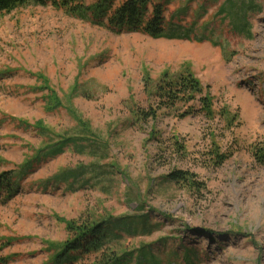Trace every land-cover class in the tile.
<instances>
[{
  "label": "rangeland",
  "instance_id": "374dc122",
  "mask_svg": "<svg viewBox=\"0 0 264 264\" xmlns=\"http://www.w3.org/2000/svg\"><path fill=\"white\" fill-rule=\"evenodd\" d=\"M185 5V24L217 44L113 32L50 4L0 13V172L20 186L0 204V264H46L66 221L141 214L137 231L110 226L108 246L144 247L146 264H264V0H172L164 14ZM185 68L209 88L212 118H137L144 74ZM173 170L201 188L167 180Z\"/></svg>",
  "mask_w": 264,
  "mask_h": 264
},
{
  "label": "trees",
  "instance_id": "16d2710c",
  "mask_svg": "<svg viewBox=\"0 0 264 264\" xmlns=\"http://www.w3.org/2000/svg\"><path fill=\"white\" fill-rule=\"evenodd\" d=\"M172 0H95L92 4H85L84 0H0V13L11 10L26 3L45 6L50 4L53 7L61 8L66 13L85 19L99 27L107 28L113 32L133 31L145 34L151 38L195 40L201 42L209 40L212 44L216 41L209 37L199 36L194 33V23L185 24L188 17V6H178L170 14L165 16V6ZM225 1L219 6L218 12H225L222 9ZM230 4L231 2L228 1ZM244 3L241 2L242 6ZM247 10L251 9L250 2L245 4ZM232 29L238 34L247 31L245 15L240 14V19L231 20ZM142 81L149 101L145 110L135 111L137 118L147 120L154 119L158 110L164 108L172 110L180 116L193 114L196 111L203 116L212 118L214 114L212 96L209 88L201 84L198 78L187 68L173 74L164 71L156 81L144 74ZM50 107L59 106L54 97L50 99ZM36 127L41 129L38 123ZM79 137H63L53 145H48L39 151H44L46 156H54L60 153L63 146L72 143ZM87 138V137H82ZM258 160L264 163V148L255 151ZM218 156V155H216ZM218 159H223L219 155ZM32 160L20 165L19 171L25 173ZM76 177V174L72 175ZM166 179L174 183L196 186L201 188L202 183L195 181L193 173L184 170H173ZM19 181L11 170L0 172V204L11 200L19 190ZM147 214L126 215L113 218L108 217L99 221L96 220H70L66 221V239L59 245L49 244L51 254L46 264H146L147 249L144 247L138 250L121 251L111 248L107 244L108 228L111 226L116 230L137 231L133 229L135 224L146 223ZM117 236V233H115Z\"/></svg>",
  "mask_w": 264,
  "mask_h": 264
}]
</instances>
